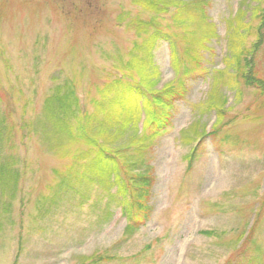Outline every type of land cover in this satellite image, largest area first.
I'll list each match as a JSON object with an SVG mask.
<instances>
[{"label": "rangeland", "instance_id": "374dc122", "mask_svg": "<svg viewBox=\"0 0 264 264\" xmlns=\"http://www.w3.org/2000/svg\"><path fill=\"white\" fill-rule=\"evenodd\" d=\"M163 2L0 0V167L17 174L0 171V264H264V0ZM129 81L185 83L152 142L164 110L105 94ZM67 88L117 159L105 178L48 119Z\"/></svg>", "mask_w": 264, "mask_h": 264}, {"label": "trees", "instance_id": "16d2710c", "mask_svg": "<svg viewBox=\"0 0 264 264\" xmlns=\"http://www.w3.org/2000/svg\"><path fill=\"white\" fill-rule=\"evenodd\" d=\"M135 5L140 3L144 8L153 9L160 4L164 9L167 7V3L163 0H131ZM262 36L258 33V44L261 42ZM255 48V47H254ZM249 50L243 51L242 55L248 54ZM135 69L138 71L141 82L146 81L147 72V61L144 59L132 57L131 63L128 65V70ZM252 84V82L248 83ZM65 87V86H64ZM114 93V99L112 101V107H118L123 105L127 100L135 101L134 111L131 116H134L138 111H143L146 114L152 112V110L157 107L164 110V114L156 116L152 115L147 131L142 135L143 141H153L155 137L165 128L169 126L170 114L172 111L174 103L183 100L186 96V86L184 82L178 83L174 87H169L160 92H151L143 88L141 84H135L131 81L128 83L112 82L108 87L105 94ZM73 92L68 89L61 93L57 91L56 95L51 96L45 100V110L48 112V119L58 129V132H62L63 138L72 142L84 143L88 149L87 151L81 152L79 155L73 156L75 161H82V168L85 174L89 172H94L105 178V173H112L118 166L117 159L112 157V153L109 150L104 149L96 144L95 138L90 136L87 132V123L89 117L87 115H81L73 110L72 106ZM141 104L142 107H141ZM125 107V106H124ZM71 117L75 124L69 119ZM1 134V130H0ZM143 154V153H142ZM143 158H139L140 163H142ZM136 161H130V166H136ZM6 171L8 175L13 174L12 177L8 178L4 186L12 187L14 185L13 179L16 178L17 174L13 169L12 165H6L5 167H0V171ZM118 185L121 190H125L122 187L119 180L114 183ZM144 195L147 194V178L143 179ZM14 189L13 191H15ZM148 208L142 210L143 216L142 221H147V216L149 214ZM126 214L127 220H129V215L125 209H122ZM5 212V211H4Z\"/></svg>", "mask_w": 264, "mask_h": 264}]
</instances>
